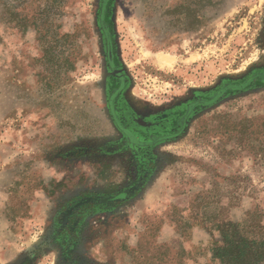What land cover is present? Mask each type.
I'll use <instances>...</instances> for the list:
<instances>
[{"label":"rangeland","instance_id":"374dc122","mask_svg":"<svg viewBox=\"0 0 264 264\" xmlns=\"http://www.w3.org/2000/svg\"><path fill=\"white\" fill-rule=\"evenodd\" d=\"M255 207L264 0H0V264H224Z\"/></svg>","mask_w":264,"mask_h":264},{"label":"trees","instance_id":"16d2710c","mask_svg":"<svg viewBox=\"0 0 264 264\" xmlns=\"http://www.w3.org/2000/svg\"><path fill=\"white\" fill-rule=\"evenodd\" d=\"M243 222L221 219L217 226L221 244L213 254L224 264H258L264 259V224L262 212L255 207Z\"/></svg>","mask_w":264,"mask_h":264}]
</instances>
